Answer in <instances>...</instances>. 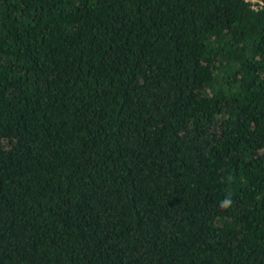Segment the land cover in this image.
<instances>
[{"label": "trees", "instance_id": "16d2710c", "mask_svg": "<svg viewBox=\"0 0 264 264\" xmlns=\"http://www.w3.org/2000/svg\"><path fill=\"white\" fill-rule=\"evenodd\" d=\"M0 264H264V0H0Z\"/></svg>", "mask_w": 264, "mask_h": 264}, {"label": "built area", "instance_id": "2783aa9c", "mask_svg": "<svg viewBox=\"0 0 264 264\" xmlns=\"http://www.w3.org/2000/svg\"><path fill=\"white\" fill-rule=\"evenodd\" d=\"M245 1H249L251 3H254V0H245ZM254 8V6H252Z\"/></svg>", "mask_w": 264, "mask_h": 264}]
</instances>
